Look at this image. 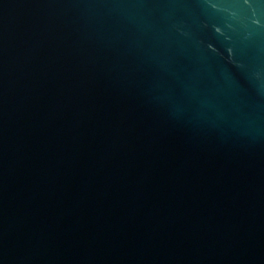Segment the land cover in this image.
<instances>
[{"label":"water","instance_id":"95a60500","mask_svg":"<svg viewBox=\"0 0 264 264\" xmlns=\"http://www.w3.org/2000/svg\"><path fill=\"white\" fill-rule=\"evenodd\" d=\"M0 264H264V0H0Z\"/></svg>","mask_w":264,"mask_h":264}]
</instances>
